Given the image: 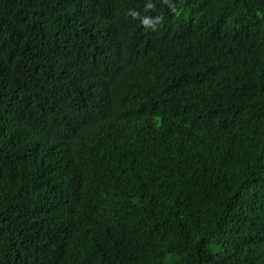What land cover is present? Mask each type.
Returning a JSON list of instances; mask_svg holds the SVG:
<instances>
[{
    "label": "trees",
    "instance_id": "trees-1",
    "mask_svg": "<svg viewBox=\"0 0 264 264\" xmlns=\"http://www.w3.org/2000/svg\"><path fill=\"white\" fill-rule=\"evenodd\" d=\"M0 264H264V0H0Z\"/></svg>",
    "mask_w": 264,
    "mask_h": 264
}]
</instances>
